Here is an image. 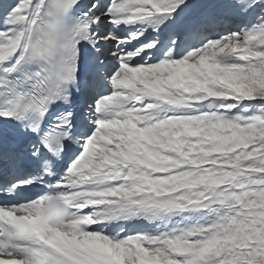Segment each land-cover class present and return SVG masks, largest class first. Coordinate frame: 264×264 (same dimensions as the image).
I'll return each instance as SVG.
<instances>
[{
    "label": "snow or ice",
    "instance_id": "obj_1",
    "mask_svg": "<svg viewBox=\"0 0 264 264\" xmlns=\"http://www.w3.org/2000/svg\"><path fill=\"white\" fill-rule=\"evenodd\" d=\"M0 264H264V0H0Z\"/></svg>",
    "mask_w": 264,
    "mask_h": 264
}]
</instances>
